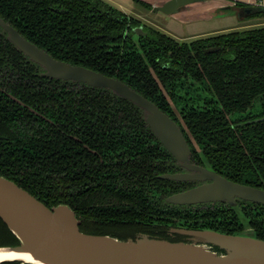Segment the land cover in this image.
Instances as JSON below:
<instances>
[{"label": "trees", "instance_id": "1", "mask_svg": "<svg viewBox=\"0 0 264 264\" xmlns=\"http://www.w3.org/2000/svg\"><path fill=\"white\" fill-rule=\"evenodd\" d=\"M5 3L7 6H3L6 8L2 10L8 19L17 24L34 41L41 36L42 30L47 31V38H42V40L46 39V44L50 43V39L59 44L61 36L65 33L68 35L67 41L70 42L73 34L93 24L97 36L92 41L95 54L93 59L98 64L94 68L124 80L170 114L168 107L163 105L165 98H169L176 106H180V110L188 113L189 120H186V124L190 129L189 132L197 139L202 154L211 168L218 170L223 168L221 173H226L227 176L239 182L264 184L262 163L253 164L251 160L244 161L248 157L245 153H239L236 156L233 155L231 161L221 166L220 161L215 159L214 150L215 140L221 141L222 138L264 139V119L255 121L254 126L252 123L240 124V129H234L228 124L223 110L211 106L200 109V106H197L198 100H193V103L184 106V109L182 107V92L187 89V86L192 87L193 90L202 87L203 90L214 91L218 97H221L226 111L234 109L232 94L237 85L248 86L245 90L241 89L242 95L238 99V104L241 106L246 104L250 97H255L259 92L264 91V28L230 32L189 42L188 47L193 55L189 57L191 63L189 73L186 74L181 64L184 49H186L184 46H178L170 37L148 27L142 37L141 46L149 49H146L142 55H138L136 44L131 37L127 36L123 40L124 31L135 26L138 20L127 17L103 0H5ZM241 4L243 3H239ZM54 9L57 12H53ZM63 9H65L64 12H62ZM261 9L264 11V6ZM58 28L62 29L57 31ZM211 44H219L223 48L215 53H203V48ZM74 45H76L75 42ZM68 46L66 44L65 47ZM151 51L153 55H148ZM156 58L159 60L155 61ZM2 61L3 57L0 53V65ZM161 61L164 64L168 63L166 69L173 71L175 64L178 69L170 73L161 72L158 66ZM149 70H152L159 78L166 97L159 93L160 89ZM251 83H254V86L251 87ZM83 86L94 93L79 94L75 98L74 95H70V92H65V88L62 95H59L47 88L27 91L25 88H14L4 92L0 87V175L26 189L48 207L67 204L76 212L88 215L92 204L91 189L95 187L98 189L105 184L104 180L96 181V178L90 175L104 171L107 173L105 179L109 181L104 187L113 186V183H117L118 178L122 177L120 187L117 186V189L113 187L110 189L111 192L104 193L107 202L116 201L119 204L126 201L127 206L145 203L142 189L148 187L146 175L138 176L134 173L152 166L149 161L145 162L144 168L138 167V163L133 159L126 164L123 163L124 167L121 169V162L111 163L109 160L108 163H100L97 159H89L88 155L91 152L86 147L82 153H77V141L73 133L76 120L86 124L89 122L86 114L88 107L92 110L98 109L97 107H115L108 89ZM101 96L105 97V104L99 101ZM122 100L124 106H134L128 100ZM108 104L110 107L105 106ZM195 104L198 108L192 109ZM14 107L27 113L21 115L19 111L13 110ZM134 107L137 116L135 118L131 115L124 121L128 132L126 129L127 133L123 135V139L119 138L128 153L135 149V145L145 148L141 141L130 137L131 124L138 123L139 117L144 123L142 111ZM63 112L67 113L63 116ZM262 113L264 114V106ZM180 116L183 117V112ZM59 122L63 124L62 130H57L55 127V124ZM111 122L114 125L110 126V129L119 130V122L115 119ZM96 124H99L98 120L92 125ZM256 149L257 144H252L251 153L247 151L249 157L252 153L263 155ZM160 152H162L161 148H159ZM205 152H208L210 160ZM107 157L113 158L109 155ZM97 183L100 185L92 187L91 184ZM100 202H103L102 197ZM99 211L101 212V209ZM128 220L129 218L119 220L116 217V222L119 224H127ZM241 221V228L230 232L211 226H200L199 229L209 228L229 234L250 229L256 237L264 240L248 219H241ZM109 234L119 238L136 237L131 234ZM17 243L16 236L0 218V246ZM3 264H18V262Z\"/></svg>", "mask_w": 264, "mask_h": 264}, {"label": "flooded vegetation", "instance_id": "2", "mask_svg": "<svg viewBox=\"0 0 264 264\" xmlns=\"http://www.w3.org/2000/svg\"><path fill=\"white\" fill-rule=\"evenodd\" d=\"M109 5L114 6L121 12H123L127 17H133L138 20L137 24L131 27L129 30L126 29L123 33V40L127 36L131 37V40L136 44L137 53L143 54L148 47L141 46L142 37L145 35L148 27L157 30L166 36L173 39L178 46H184V56L182 67L185 70V73H189V67L191 60L189 57L193 55V52L190 51L188 47L189 42L194 40L205 39L209 37H214L221 34H226L230 32L237 31H246L252 29L264 28V23L262 24H251L253 19L264 20V11L261 9L263 4L259 3H245L239 1H215V0H195L188 2L178 8L176 12L173 13H164L160 10L162 4L167 0H130V8L125 9L108 0H103ZM239 3H243L239 5ZM7 6L5 0H0V19L7 25L14 28L21 36L35 44L38 48L47 52L55 60H60L72 65L83 66L98 72L103 73L108 77H113L116 79V76L108 75L107 73L94 68L95 65H98L94 61L95 54L93 53V43L96 39V33L94 25H90L85 28V30L80 29L77 34H73L71 41L68 42L67 33L61 36V41L58 44L56 41L50 39V43L46 44V39L42 38L47 36V31H43L40 34V37H37V40L31 39L22 29L8 19L7 15L2 9ZM193 8V9H191ZM204 8V9H203ZM196 9H201L200 11H195ZM151 11V12H160L167 16L178 15L179 13L189 12L194 10L196 15H203L206 17L214 16H234L239 21H243L244 24L240 25L238 28L229 29L224 32H218L210 35L196 34L187 37H179L169 31H164L156 27L154 24L147 23L143 21L142 12ZM63 9L62 12H64ZM55 11V9L53 10ZM138 29L137 31L135 29ZM62 28H58L57 31ZM47 38V37H46ZM84 39L83 41H80ZM74 42L76 45H74ZM68 44V47H65ZM223 46L219 44H211L203 48V53H215L220 51ZM208 49H214L212 51H206ZM0 53L2 54L3 61L0 65V87L4 92L13 90L14 88H25L27 90H39V89H49V91H55L59 95H62L63 88L65 92H70V95H74L75 98L79 94L91 95L94 93L92 90H88L83 85L91 88H103L108 89L110 95L113 98V108H103L97 107L98 109L92 110L87 108L88 112V123H80L78 120L74 123V138L76 142V151L77 153H82L86 147L89 150L90 155H88L91 160H98L100 163H108L111 160V163H120L124 167L123 163H128L130 160L135 159L138 163V167H146L145 162L149 161L152 166L146 167L140 172H135V175L140 176L141 174L146 175L148 187L142 189L144 191L143 197L145 198V203H134L132 205L126 201H122L117 204V202H107V199L104 197V193L108 194L111 192L110 189L113 187L121 186L120 176L116 182L113 183V186L104 187L105 184L109 183L108 179H105L107 175L106 172H100L90 175V177H95L96 181H103L105 184L98 187V189H91V209L89 214L78 213L74 211L77 219L79 229L83 232L93 233V234H127L132 236H137L139 234H147L153 237H162L171 241H183L188 238L187 235L181 232L182 229H199L200 226H211L213 228H219L226 231H233L241 228V219H248L255 229L258 231V234L264 237V204L257 203L251 200L243 199L237 196H233L229 199H216V200H206V201H195L185 204H179L169 201V199L180 192L188 190L190 188L197 187L202 184H207L211 182V179H186V180H175L168 178L167 174L175 173H196V171L189 169L186 166H181L177 163L175 157L171 152L162 144V142L157 137L156 133L149 126L145 120L143 109L138 105L128 100L125 97H122L116 94L113 90L106 87H93L87 83L75 81L72 79H64L60 77H55L47 74V70L40 65L38 62L34 61L27 54H25L21 49H19L13 41L9 39L8 31L0 24ZM153 55V52H149ZM170 57V56H169ZM171 58V57H170ZM159 59L156 58L155 61ZM168 63H163L162 61L158 64L161 72H173L177 70L176 64L173 66L171 71L166 69ZM106 66V65H104ZM103 66V67H104ZM100 68V67H99ZM150 74L156 80V84L159 87V93L166 97L165 91L160 86V80L157 75L149 70ZM159 76V75H158ZM122 82L124 80L119 79ZM191 80V79H189ZM208 82L207 79H205ZM237 82V79H236ZM126 83V82H125ZM128 84V83H126ZM129 85V84H128ZM197 85V84H196ZM195 85V86H196ZM199 85V84H198ZM130 86V85H129ZM254 86V83H251V87ZM131 87V86H130ZM248 86H236L234 88L232 98L233 103L232 107L234 108L231 111H226L223 108L221 102V97L217 96L214 91L203 90L202 87L193 90L191 87H186L183 94V109L193 103V100H198L197 106H200V109H203L206 106H211L223 110L225 118L228 121V124L232 128L240 129V124H249L252 123L254 126L255 121L264 119V114L262 113L264 106V91L259 92L255 97H250L249 101L243 106L238 104L239 96L242 95L241 89L245 90ZM132 88V87H131ZM136 92V89L132 88ZM141 94L140 92H138ZM57 94V97H58ZM98 95V94H97ZM146 99L150 100L144 94H141ZM128 100L133 103L134 106L139 108L142 111L144 123L140 121V118H137L138 123L131 124L132 128L130 130V137H135L138 141H141L145 148L135 145V149L131 150V153L126 151V147L122 145L121 140L123 135L128 132V129L125 128V122L128 117L134 115L137 116V112L134 106L126 107L123 105V100ZM163 105L168 107V111L160 108L163 112L167 113L172 120L179 126L180 130L184 135V139L189 147L188 163L189 165L201 166L209 170L215 171L220 176L235 182L236 181L229 176L223 173V168L220 170L216 168H211L208 160H205L202 150L199 147L197 139L194 138L189 132L190 129L186 124V120H189L187 117L188 113L184 110H180V106H176L169 98H165ZM118 100V102H116ZM101 104H105V97H99ZM208 102V103H205ZM110 107V104L105 105ZM196 104L192 107L198 108ZM132 109V110H128ZM14 111H19L21 115H25L27 112L19 110L17 107L13 108ZM29 110V109H28ZM42 111H45L44 108H41ZM30 111V110H29ZM90 111V112H89ZM181 112H183V117L181 118ZM67 112H63L66 114ZM62 116V114H60ZM76 118V117H75ZM112 119H115L119 122V130L112 131L110 126H113ZM98 120L99 124L92 125L94 121ZM122 124H121V123ZM63 124L61 122L56 123L55 127L57 130H62ZM82 126V127H81ZM96 126V127H95ZM127 129V132H126ZM97 131V133H96ZM237 135V133H236ZM255 135V133H253ZM121 138V140H119ZM125 139V138H124ZM257 144V151L262 152V154L252 153V156L247 153L250 152V147L252 144ZM159 148L162 149V152L159 153ZM215 150V159L220 161L221 166L228 161H231L234 156L239 153H245L246 158L244 161H252L251 163H262L264 165V139H241V138H231L222 140H215L214 142ZM206 156L209 158L208 152H205ZM231 154V155H230ZM107 155L113 156V158H108ZM234 155V156H233ZM242 157V156H241ZM148 163V162H147ZM105 165V164H103ZM155 165V167L153 166ZM144 171V172H143ZM235 178H238L235 176ZM94 182V180L92 181ZM243 183V182H239ZM257 183V182H256ZM248 184L255 186L261 189H264V184ZM18 185V184H17ZM100 185L99 183L93 185ZM124 191L125 189H120ZM78 194V193H76ZM34 196V195H33ZM36 197V196H35ZM102 197L103 202H100ZM37 198V197H36ZM53 207V206H51ZM101 209V212L99 211ZM105 214V216H104ZM116 217L119 220H127V224H119L116 222Z\"/></svg>", "mask_w": 264, "mask_h": 264}, {"label": "water", "instance_id": "3", "mask_svg": "<svg viewBox=\"0 0 264 264\" xmlns=\"http://www.w3.org/2000/svg\"><path fill=\"white\" fill-rule=\"evenodd\" d=\"M195 0H167L160 10L173 13ZM9 39L47 74L106 87L143 109L146 122L162 144L181 166L196 173L167 174L175 180L211 179V182L173 195L169 201L185 204L195 201L229 199L237 196L264 204V189L228 180L213 170L189 165V147L179 126L152 101L119 79L101 72L55 60L14 28L0 19ZM140 29L138 27L136 31ZM208 49L206 51H212ZM0 218L16 236L15 245L0 246L25 251L47 264H264V240L250 229L240 233H224L209 228L182 229L188 236L183 241L139 234L135 238H119L110 234H93L79 229L78 219L67 204L46 206L26 189L0 175ZM29 264L23 260L6 262Z\"/></svg>", "mask_w": 264, "mask_h": 264}, {"label": "rangeland", "instance_id": "4", "mask_svg": "<svg viewBox=\"0 0 264 264\" xmlns=\"http://www.w3.org/2000/svg\"><path fill=\"white\" fill-rule=\"evenodd\" d=\"M193 9V8H191ZM143 21L154 24L164 31H169L171 35L187 37L196 34L210 35L218 32H224L229 29L238 28L244 24L234 16H214L204 18L203 15H196L194 10L179 13L174 16H167L160 12L144 11L142 12ZM251 24H262L264 20L253 19Z\"/></svg>", "mask_w": 264, "mask_h": 264}, {"label": "bare ground", "instance_id": "5", "mask_svg": "<svg viewBox=\"0 0 264 264\" xmlns=\"http://www.w3.org/2000/svg\"><path fill=\"white\" fill-rule=\"evenodd\" d=\"M10 259L23 260L25 262H28L29 264H47L40 260L32 258L28 252L0 248V261Z\"/></svg>", "mask_w": 264, "mask_h": 264}, {"label": "crops", "instance_id": "6", "mask_svg": "<svg viewBox=\"0 0 264 264\" xmlns=\"http://www.w3.org/2000/svg\"><path fill=\"white\" fill-rule=\"evenodd\" d=\"M112 2L113 4H116L122 8L128 9L130 7V0H108ZM217 1V0H215ZM218 1H226V0H218ZM227 1H239V2H245V3H259L264 5V0H227ZM204 9V8H203ZM201 9H196L195 11H200Z\"/></svg>", "mask_w": 264, "mask_h": 264}]
</instances>
